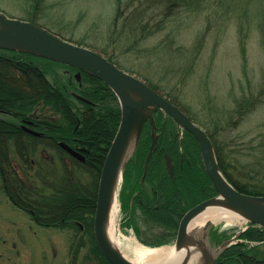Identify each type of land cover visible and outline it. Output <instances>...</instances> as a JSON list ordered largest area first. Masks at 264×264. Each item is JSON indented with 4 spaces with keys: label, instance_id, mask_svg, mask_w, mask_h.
Masks as SVG:
<instances>
[{
    "label": "trees",
    "instance_id": "obj_1",
    "mask_svg": "<svg viewBox=\"0 0 264 264\" xmlns=\"http://www.w3.org/2000/svg\"><path fill=\"white\" fill-rule=\"evenodd\" d=\"M206 3L208 0L119 2L109 37L112 50L109 52L108 49L101 48L100 53L122 69L135 71L133 68L135 65L132 63L128 65L121 60V56L133 54L139 58L143 51L142 42L155 31L162 29L167 21L182 17L190 9L193 10ZM158 16L160 19H156ZM244 34L241 30L243 43ZM203 44V38H200L193 47L195 54L192 53L189 58L194 61ZM168 46L165 47L164 53L170 55V60H174V55L179 58L186 54L182 47L168 49ZM117 51L121 53L117 55ZM150 52L151 50L148 49L144 54L145 59H148V67L152 66L151 62H153L148 57L151 55ZM186 58L185 62L189 64L188 57ZM160 59L162 61L164 57ZM42 60L46 61L43 68L34 62L30 65V92H26L25 95L23 89L19 91L10 88L8 94L13 100L8 104L16 109H26L32 115L40 108L46 107L51 114L47 119L49 127L47 136L53 137L55 141L60 138L73 147H86V160L81 161L70 156L57 142H51L49 139L46 141L45 136L38 138L27 133L25 135L19 128L10 126L9 123H1L2 191L15 206L27 212L39 225L53 229H72L84 236V239L89 237L100 263L113 264L103 254L96 241L93 217H95L98 183L105 154L121 121L120 101L114 91L94 75L82 72V80L78 81L73 75L75 71L77 72L76 68L45 58ZM54 65L69 70L65 74H58L53 68ZM168 66V70H162L163 67L159 69L156 74L160 75L161 79L158 78L156 81H151L149 75L144 73L146 82L179 106L207 131L212 139L220 170L237 190L247 194L264 195V130L254 135L255 137L249 141L250 145L246 144V148H237V143L233 140L227 142L220 139L221 132L237 129L247 118L246 116L257 107L264 105V76L254 82L248 79L247 88L246 86L242 88V94L233 95V106L222 114L225 123L221 124L217 121L213 127L211 122L214 119L210 118L212 117L210 114H205L203 110L196 112L188 104L183 91L184 85H181L177 79L176 81L169 79L168 75L172 69L170 71L171 65ZM180 68L177 66L176 74ZM200 114L202 116L204 114L209 120ZM53 115L60 118H55ZM155 118L156 125L158 127L162 125L163 131L150 160L146 179L143 181L156 186L153 188L154 192L147 196V205L153 210L149 216L177 225L178 218L182 217L194 202L202 198H211L217 195V191L205 171L200 144L196 137L189 131L182 130L184 136L181 140L185 148L183 153L179 147L181 143L177 134L178 124L170 115L160 110L155 114ZM36 122L39 125L42 123L40 119ZM171 132L173 134L169 142L172 144L166 146L168 140L166 133ZM142 133L124 174L127 177L126 184L133 186L131 192L136 190L134 184H142L141 176L152 142V126L149 122L146 123ZM248 134L250 133H244L243 137ZM24 136L26 139L21 142L11 143L8 140L16 137L20 141ZM43 145L57 149L59 155L57 161V157H37L39 147ZM166 153L174 162L175 176H172L166 167ZM13 157L18 158L16 162L19 163V167L14 166V160H11ZM155 178L158 180L156 181ZM234 234H230L228 230L220 232L217 230L211 237V243L219 245ZM169 236L155 239L153 242H144L150 246H160L171 242L173 237ZM236 238L238 241L229 244L218 255L217 264H264V226L249 223L248 228L242 230ZM81 241L80 238L78 249L83 246Z\"/></svg>",
    "mask_w": 264,
    "mask_h": 264
},
{
    "label": "rangeland",
    "instance_id": "obj_2",
    "mask_svg": "<svg viewBox=\"0 0 264 264\" xmlns=\"http://www.w3.org/2000/svg\"><path fill=\"white\" fill-rule=\"evenodd\" d=\"M127 1L0 0V12L22 21H33L54 34L96 52H100L101 48L110 52L112 20L119 2ZM241 30L245 33L244 43L241 41ZM200 38H203L204 46L193 61L189 57L195 52L193 47ZM167 46L168 49L182 47L186 54L179 58L174 55V60H170V55L164 53ZM141 47L143 51L139 58L133 54L121 56V60L128 65L131 63L135 65L133 67L135 71H129L130 73L146 81L145 73L149 75L151 81H156L158 78L161 79L160 75L156 74L159 69L163 67L162 70H168L170 64L169 69L170 71L172 69V72L168 77L174 81L177 79L184 85L186 101L192 109L210 114L212 116L210 118L214 119V123L211 122L213 127L217 121L224 124L222 114L233 106V95L242 94V88L245 86L247 88L248 79L254 82L264 76V0H208V3L190 9L184 16L167 21L162 29L155 31L143 41ZM148 49L151 50L148 57L153 61L149 67L148 59H145L144 55ZM116 53L118 55L121 52ZM161 57H164V60L160 61ZM186 57L189 64L185 62ZM33 61L42 68L46 65V61L39 58ZM177 66L181 68L176 74ZM53 68L58 74H65L69 70L59 65H54ZM73 75L77 76L76 73ZM49 77L53 78L50 75ZM53 117L60 118L54 115ZM202 117L208 119L204 114ZM246 117L237 129L221 132L220 139L227 142L233 140L237 143V148H246V144L250 145L249 141L255 137L254 135L264 130V105L257 107ZM162 127L159 125V130L156 131L159 138L163 131ZM177 131L181 143L180 151L184 153V143L181 140L184 133L180 127ZM244 133L250 134L244 138ZM171 134L173 133H166L168 139L166 146L172 144L169 142ZM47 148L53 157H57V161L59 155L56 150L52 147ZM37 157L40 158L39 152ZM166 167L168 169L167 165ZM124 174L125 170L117 189L116 210L112 216L113 239L119 249L122 252L134 253L135 249L129 240L131 237H135L143 245L156 248L159 246H150L144 241L153 242L155 239L170 235V238L173 237L171 242L164 245H175L176 228L168 232L161 226L155 227L147 222L148 218L136 207L133 208L134 201L131 200L134 191L131 192L132 186L126 184L127 177ZM2 190L0 181V264H101L100 259L96 258L97 253L89 237L84 239V236L72 229H53L39 225L27 212L15 206ZM246 224L226 221L210 223L202 232V237L209 245L213 257L216 256L219 245L227 240L232 243ZM152 228L157 229L156 232L152 231ZM217 230L219 232L228 230L230 234H237L231 235L217 245L211 243V237ZM80 238L83 246L78 249Z\"/></svg>",
    "mask_w": 264,
    "mask_h": 264
},
{
    "label": "water",
    "instance_id": "obj_3",
    "mask_svg": "<svg viewBox=\"0 0 264 264\" xmlns=\"http://www.w3.org/2000/svg\"><path fill=\"white\" fill-rule=\"evenodd\" d=\"M3 48L24 51L75 67L78 69V80L81 79L82 71L92 74L107 84L117 95L121 105V121L105 154L96 196L95 217H93L96 241L111 263L135 264L112 244L107 235L106 226L124 170L140 142L147 122L152 126V142L145 160V173L148 169L150 159L159 142V135L156 132L159 128L155 122V114L159 110L170 115L180 128L196 137L200 144L205 171L217 191V195L193 206L183 215L175 245H180L185 240L193 218L211 206L218 208L224 205L227 209L246 216L248 222L264 226V195L247 194L237 190L220 170L216 151L207 131L142 78L122 69L100 52L63 39L32 21H22L0 12V49ZM33 133L38 136L41 134L34 130ZM60 145L73 157L81 161L86 160V156L81 151L75 150L66 142L62 141ZM166 164L170 174L174 175V163L168 153H166ZM218 198L222 203H218L220 200L215 202ZM210 223L217 224L209 222L204 231ZM229 243L230 241L227 240L219 245L216 256L212 255L210 263L206 254L201 259L197 257L196 262L202 260V264H217L218 255ZM207 246L209 247L208 244Z\"/></svg>",
    "mask_w": 264,
    "mask_h": 264
},
{
    "label": "flooded vegetation",
    "instance_id": "obj_4",
    "mask_svg": "<svg viewBox=\"0 0 264 264\" xmlns=\"http://www.w3.org/2000/svg\"><path fill=\"white\" fill-rule=\"evenodd\" d=\"M41 59V57L34 56L30 53L19 51V50H8V49H0V124L1 123H9L10 126H14L20 129L22 131L21 133H27L30 135L38 136L37 134L33 133L34 131L40 132L39 137H47L46 141L49 139L51 142H57L60 145L61 140L55 141L53 138H49L47 136L48 134V124L47 119L48 117V111L46 107L40 108V112L37 111L36 114L32 115L31 112L26 111V109H16L10 104H8L11 100H13L9 94L8 91L10 88L17 89L21 91L23 89L24 94L26 95V92H30V71L32 63L34 62L33 59ZM40 69V67H38ZM19 100V98H18ZM40 119L41 124L39 125L36 120ZM43 125V126H42ZM40 127H43V129H40ZM25 134V135H27ZM26 136L21 138L22 140L19 141L18 138L14 137L12 139H8L9 142H21L25 140ZM64 142V141H63ZM48 146L43 145L40 146L39 149V155L44 157L52 158L53 155H51V152L48 151ZM53 148V147H52ZM75 150L81 151L84 156H86V147L85 149L83 147L75 146L73 147ZM157 148V147H156ZM56 153H58L57 149ZM156 150V149H155ZM155 152V151H154ZM69 153V152H68ZM70 154V153H69ZM154 154V153H153ZM71 156V154H70ZM11 160H14V166L19 167V163L16 162L18 160L17 157H13ZM150 164V162H149ZM149 167V166H148ZM142 176L141 181L142 184L136 186V191H134L132 202L134 201V204L132 203L133 208L136 207V209L142 213V215H145L148 218L149 223L153 224L155 227L161 226V228H165L168 232L171 230L173 231L176 228V237L178 234L179 229V223L182 219V217L179 220L178 225L169 224V222H166V220H162L160 218H154L150 217L149 214L152 213V209L149 207L147 202V196L149 193L154 192L153 188L156 186H153L151 184L143 183V181L146 179V173ZM176 172L174 170L175 176ZM132 186V185H131ZM133 187V186H132ZM137 200V202H136ZM195 206V204L193 205ZM191 206L190 208H192ZM186 213V212H185ZM184 213V214H185ZM143 221V220H142ZM157 229L152 228V231L156 232ZM143 233L141 232V235ZM163 234V233H162ZM237 234V233H235ZM140 235V236H141ZM150 235V234H148ZM164 235V234H163ZM238 241L236 238L233 242ZM232 242V243H233Z\"/></svg>",
    "mask_w": 264,
    "mask_h": 264
},
{
    "label": "bare ground",
    "instance_id": "obj_5",
    "mask_svg": "<svg viewBox=\"0 0 264 264\" xmlns=\"http://www.w3.org/2000/svg\"><path fill=\"white\" fill-rule=\"evenodd\" d=\"M71 147L73 148V146ZM147 172L148 169L146 173ZM144 173H145V169H144ZM205 200L207 201V198H202L199 201L194 202V204L198 205L199 203ZM218 200L220 199L218 198L215 202H217ZM218 203H222V201L220 200V202ZM116 204H117V196L113 200V204L109 216L110 218L106 227H107V235L109 239L111 240L112 244L115 247H117V249H119L117 242L114 241L113 239V229H112V221H113L112 216H114L116 210V206H115ZM222 221H226L227 223L244 222L247 223L246 225L251 223L247 221L246 216L240 214L239 212L231 211L230 209H227L224 205L221 207L219 206L218 208L215 206H211L206 208L197 216H195V218H193V220L190 222L191 224L188 233H186L187 236L185 240L182 243H180V245L178 244L173 246H161V247L152 248L139 243L135 237H131L129 238V240L133 244V247L135 249L134 253L131 254L128 251L122 253L127 259H129L135 264H202L203 263L202 260H200V262L198 261L196 262V260L197 257L201 259V257L204 254L207 255L209 259L208 262L210 263L212 259V253L210 248L203 240L202 232H204V228L209 222L218 223Z\"/></svg>",
    "mask_w": 264,
    "mask_h": 264
}]
</instances>
